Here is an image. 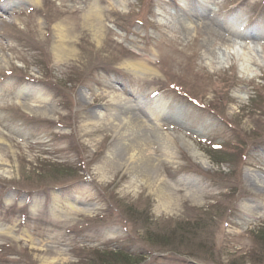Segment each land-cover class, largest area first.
I'll return each mask as SVG.
<instances>
[{
    "label": "rangeland",
    "instance_id": "1",
    "mask_svg": "<svg viewBox=\"0 0 264 264\" xmlns=\"http://www.w3.org/2000/svg\"><path fill=\"white\" fill-rule=\"evenodd\" d=\"M231 40L264 53V0H0V264H264V59Z\"/></svg>",
    "mask_w": 264,
    "mask_h": 264
},
{
    "label": "bare ground",
    "instance_id": "2",
    "mask_svg": "<svg viewBox=\"0 0 264 264\" xmlns=\"http://www.w3.org/2000/svg\"><path fill=\"white\" fill-rule=\"evenodd\" d=\"M55 34H57L58 38L63 39L62 38L63 36L61 37L60 33H55ZM230 49L232 51L237 52V55H239L240 61H242V62H245V60H244L245 58L251 59L252 54H253L254 58L255 57L257 58V60H259L260 56H261V59H264V53L262 55H259V53H258L259 50L258 49H255L254 47H251L249 45H243V44L240 45V44L236 43L234 40H231V48ZM248 72L249 73L247 74V77L254 76L255 72L253 70H248ZM39 99H40V101H44L45 100L44 97H42V96H40ZM103 117L104 116L102 114L98 115V118H103ZM115 118L116 117L113 116V115H110L108 117V119H110L112 121L116 120ZM116 125L117 126L114 128V132L118 133V135L121 136V139L124 140V142L129 141L130 138H132L133 136L134 137L137 136L138 133L141 132L142 128H144V127L146 128V126H144V124H142V122L139 121L138 116H135L134 114H129V115L123 116V117L121 116L120 117V121ZM119 131H121V132H119ZM146 139H148V137ZM131 153H132V155L134 157V162L135 163H137L139 161H142V159L146 158V161L148 162V164L154 167V165H155L154 164V160H152V158H150L148 156L147 151H146V154H145V152L135 153L134 154L133 151ZM192 155L197 160H199V162H201V163H203L205 165L209 164L208 161L203 158L202 154L194 152ZM251 178L253 179V181L257 185L264 187V179L259 178L257 175H252ZM158 188H159L158 191L162 192V190H163L162 187L158 186Z\"/></svg>",
    "mask_w": 264,
    "mask_h": 264
},
{
    "label": "trees",
    "instance_id": "3",
    "mask_svg": "<svg viewBox=\"0 0 264 264\" xmlns=\"http://www.w3.org/2000/svg\"><path fill=\"white\" fill-rule=\"evenodd\" d=\"M260 239L264 240V232L261 234Z\"/></svg>",
    "mask_w": 264,
    "mask_h": 264
}]
</instances>
